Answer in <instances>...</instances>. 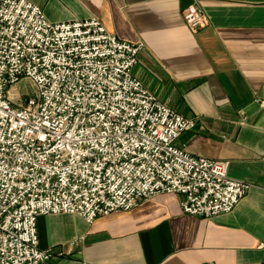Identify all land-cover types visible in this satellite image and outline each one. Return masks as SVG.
I'll list each match as a JSON object with an SVG mask.
<instances>
[{"label":"built area","instance_id":"2783aa9c","mask_svg":"<svg viewBox=\"0 0 264 264\" xmlns=\"http://www.w3.org/2000/svg\"><path fill=\"white\" fill-rule=\"evenodd\" d=\"M190 31L206 25L195 5ZM96 19L49 22L28 0H0V264H53L40 249L41 216L87 224L159 194L179 196L184 214L210 219L233 210L251 185L228 163L176 145L192 130L132 73L143 49ZM26 81L33 95L15 98Z\"/></svg>","mask_w":264,"mask_h":264},{"label":"crops","instance_id":"0c3cea01","mask_svg":"<svg viewBox=\"0 0 264 264\" xmlns=\"http://www.w3.org/2000/svg\"><path fill=\"white\" fill-rule=\"evenodd\" d=\"M52 23L96 19L143 49L132 73L192 130L176 145L228 163L251 185L233 210L210 219L184 214L180 197L159 194L91 224L74 215L41 216L40 249L54 264H264V0H28ZM197 6L195 32L182 11Z\"/></svg>","mask_w":264,"mask_h":264},{"label":"rangeland","instance_id":"374dc122","mask_svg":"<svg viewBox=\"0 0 264 264\" xmlns=\"http://www.w3.org/2000/svg\"><path fill=\"white\" fill-rule=\"evenodd\" d=\"M13 92H14L15 98L17 97L24 98L25 95L26 96L33 95V90L31 89L30 85L26 81L19 82V84L16 86V91H13ZM55 258H60V257H55Z\"/></svg>","mask_w":264,"mask_h":264}]
</instances>
